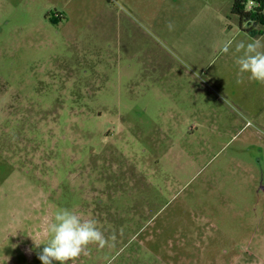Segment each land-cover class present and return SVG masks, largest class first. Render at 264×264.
Listing matches in <instances>:
<instances>
[{
	"label": "rangeland",
	"instance_id": "rangeland-1",
	"mask_svg": "<svg viewBox=\"0 0 264 264\" xmlns=\"http://www.w3.org/2000/svg\"><path fill=\"white\" fill-rule=\"evenodd\" d=\"M233 3L0 0V264H42L60 208L109 239L69 264H264V84L235 63L264 28Z\"/></svg>",
	"mask_w": 264,
	"mask_h": 264
},
{
	"label": "clouds",
	"instance_id": "clouds-1",
	"mask_svg": "<svg viewBox=\"0 0 264 264\" xmlns=\"http://www.w3.org/2000/svg\"><path fill=\"white\" fill-rule=\"evenodd\" d=\"M172 30V23L167 25ZM233 41H227L223 53H228L232 48ZM235 53H240L235 63L238 66L237 83L244 82L247 75L249 81L264 84V41L251 40L235 43ZM49 237L38 258L42 264H69L74 262L82 254L86 255L88 245L97 244L100 248L109 243V239L97 227L95 219H84L77 213L67 208L58 209L51 221L47 222L45 229ZM35 244V239L32 237ZM108 264H112L111 260Z\"/></svg>",
	"mask_w": 264,
	"mask_h": 264
},
{
	"label": "trees",
	"instance_id": "trees-1",
	"mask_svg": "<svg viewBox=\"0 0 264 264\" xmlns=\"http://www.w3.org/2000/svg\"><path fill=\"white\" fill-rule=\"evenodd\" d=\"M232 14L242 23H248V33L256 32L258 27L264 28V0H234Z\"/></svg>",
	"mask_w": 264,
	"mask_h": 264
},
{
	"label": "crops",
	"instance_id": "crops-1",
	"mask_svg": "<svg viewBox=\"0 0 264 264\" xmlns=\"http://www.w3.org/2000/svg\"><path fill=\"white\" fill-rule=\"evenodd\" d=\"M239 101H240L239 105L241 108L246 109V108H249L251 106H254L253 101L247 102L246 99H244V98L240 99Z\"/></svg>",
	"mask_w": 264,
	"mask_h": 264
}]
</instances>
